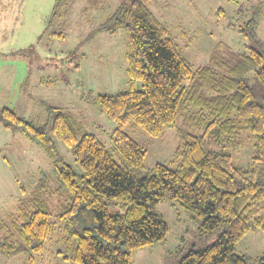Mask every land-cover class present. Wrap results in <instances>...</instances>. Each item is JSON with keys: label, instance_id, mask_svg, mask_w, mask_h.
<instances>
[{"label": "trees", "instance_id": "obj_1", "mask_svg": "<svg viewBox=\"0 0 264 264\" xmlns=\"http://www.w3.org/2000/svg\"><path fill=\"white\" fill-rule=\"evenodd\" d=\"M105 1L86 3L98 11ZM151 1L121 2L86 39L104 33L125 38L127 90L84 97L115 125L114 149L108 150L63 109L47 108V122L40 126L0 109V127L20 132L43 150L58 183L50 190L42 177L31 195L18 201L16 215L0 218V255L25 254L22 264H38L35 255L43 253L59 225L65 260L133 264L138 250L166 238L168 225L155 208L174 201L198 224V234H217L204 248L175 253L176 264H248L235 250L249 233L264 231V41L258 38L264 15L254 9L239 29L250 42L246 53H222L218 45L207 65L195 70L153 14ZM239 1L246 0H228ZM54 2L47 28L66 17L76 0ZM221 14L219 8L216 15ZM48 36L62 37L59 32ZM127 128L151 138L174 130L179 137L175 168H145V151L124 132ZM245 134L254 142L246 169L228 152L240 147ZM208 139L217 150L207 147ZM54 141L69 149L82 174L63 160ZM52 197H57L54 212L48 205ZM254 263L264 264V252Z\"/></svg>", "mask_w": 264, "mask_h": 264}, {"label": "rangeland", "instance_id": "obj_2", "mask_svg": "<svg viewBox=\"0 0 264 264\" xmlns=\"http://www.w3.org/2000/svg\"><path fill=\"white\" fill-rule=\"evenodd\" d=\"M21 1L22 5L18 3L20 0H12V8L1 15L5 20L0 21V109L9 108L35 126L47 122V108L63 109L74 114L108 150L114 149L111 133L115 125L84 97L127 90L125 38L123 33L114 36L104 33L94 35L89 41L86 39L125 0H107L98 11H91L86 0H76L68 15L48 28L55 0ZM219 8L224 11L220 16L216 15ZM257 8L264 15V0L238 4L228 0H152L150 4L155 17L165 24L195 70L207 65L218 45L222 53H246L250 42L238 32ZM259 27L258 38L264 41V19ZM50 32H59L62 37L48 36ZM29 47L32 49L28 50ZM135 87L140 90L141 83ZM124 132L144 149L145 168L151 169L155 164L175 168L173 154L179 137L174 130L165 129L161 136L154 138L139 129L127 128ZM239 140L240 147L228 152L235 164L246 169L251 166L254 142L247 134ZM206 143L209 149H218L212 139ZM54 145L72 170L82 174L69 149L58 141ZM113 155L120 162L115 152ZM42 177L47 179L50 190L58 186L52 161L44 151L20 132L0 127V218L7 220L16 215L18 201L23 195V198L30 196ZM56 198L48 204L52 212ZM260 208L264 216V202ZM155 211L168 225L167 236L158 244L138 250L133 264H176L178 251L182 255L193 248L201 249L217 238L216 233L198 234V224L191 222L188 213L174 201L158 204ZM56 229L43 253L35 255L38 264H74L64 259L68 255L62 228L57 225ZM263 252L264 231L261 230L242 238L235 250L248 264H255ZM25 257V254L10 258L0 255V264H22Z\"/></svg>", "mask_w": 264, "mask_h": 264}, {"label": "crops", "instance_id": "obj_3", "mask_svg": "<svg viewBox=\"0 0 264 264\" xmlns=\"http://www.w3.org/2000/svg\"><path fill=\"white\" fill-rule=\"evenodd\" d=\"M20 5L23 4V1L20 0V2H18ZM12 0H0V21L5 20L4 18H1V15H5L6 13H4V11H7L9 9L12 8ZM2 39L4 40L5 38L2 37Z\"/></svg>", "mask_w": 264, "mask_h": 264}]
</instances>
